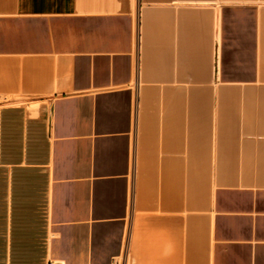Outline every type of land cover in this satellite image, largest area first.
Here are the masks:
<instances>
[{
    "label": "crops",
    "instance_id": "obj_1",
    "mask_svg": "<svg viewBox=\"0 0 264 264\" xmlns=\"http://www.w3.org/2000/svg\"><path fill=\"white\" fill-rule=\"evenodd\" d=\"M0 264H264V0H0Z\"/></svg>",
    "mask_w": 264,
    "mask_h": 264
},
{
    "label": "rangeland",
    "instance_id": "obj_2",
    "mask_svg": "<svg viewBox=\"0 0 264 264\" xmlns=\"http://www.w3.org/2000/svg\"><path fill=\"white\" fill-rule=\"evenodd\" d=\"M127 264H133V263H131V261H129Z\"/></svg>",
    "mask_w": 264,
    "mask_h": 264
},
{
    "label": "built area",
    "instance_id": "obj_3",
    "mask_svg": "<svg viewBox=\"0 0 264 264\" xmlns=\"http://www.w3.org/2000/svg\"><path fill=\"white\" fill-rule=\"evenodd\" d=\"M0 104H1V99H0Z\"/></svg>",
    "mask_w": 264,
    "mask_h": 264
}]
</instances>
